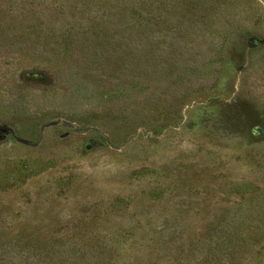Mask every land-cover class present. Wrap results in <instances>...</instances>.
I'll list each match as a JSON object with an SVG mask.
<instances>
[{
	"label": "rangeland",
	"instance_id": "rangeland-1",
	"mask_svg": "<svg viewBox=\"0 0 264 264\" xmlns=\"http://www.w3.org/2000/svg\"><path fill=\"white\" fill-rule=\"evenodd\" d=\"M0 264H264V0H0Z\"/></svg>",
	"mask_w": 264,
	"mask_h": 264
}]
</instances>
